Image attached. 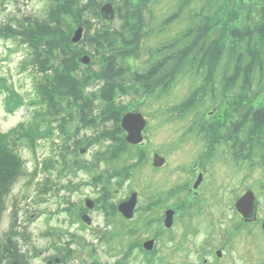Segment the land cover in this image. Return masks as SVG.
I'll use <instances>...</instances> for the list:
<instances>
[{
	"label": "rangeland",
	"instance_id": "374dc122",
	"mask_svg": "<svg viewBox=\"0 0 264 264\" xmlns=\"http://www.w3.org/2000/svg\"><path fill=\"white\" fill-rule=\"evenodd\" d=\"M231 1L234 6L235 0ZM116 2L113 0L114 7ZM229 2L225 0L227 10L232 7ZM46 5V0H0V24L22 15L41 17ZM201 5L202 1L196 0H150L145 13L148 32L141 41V54L123 58L127 74L121 78L122 85L137 94L115 91L112 98L115 106L124 104L125 108L142 112L147 121L145 143L125 144L123 134L119 136L121 133L114 129L111 118L103 114L98 100L93 102V105L98 102L97 109L89 113L86 122L60 124L58 114L52 125L35 138V143L28 140L16 143L12 153L21 159L19 171L0 207V264H11L14 259L24 264H47L49 256L65 259L58 264H77L78 259L88 264H165V260L201 264L204 258L214 259L213 250L202 247L206 231L201 227L211 230L218 227L231 213L225 207L226 200H235L247 186L261 191V184L264 185V124L256 126L252 118L255 109L264 108V86L258 87L253 79L244 90L239 82L238 89L222 91L223 79L231 75L233 68L227 54L216 62L215 58L207 60L199 72L186 69L171 88L160 94L141 97L144 84L131 83L132 72L144 73L156 59L169 52L166 48L156 53L157 47L173 46L187 28L196 25L198 20L191 16ZM209 7H205L203 14ZM174 12L178 14L172 16ZM118 23L116 20L115 24ZM7 47L11 48L10 42L0 39L1 72L8 74L20 93L32 94V71L22 67L25 48L7 52ZM97 84L86 85L85 92L98 89ZM192 95V105H184ZM179 105L184 108L176 109ZM4 107V96L0 93V133L29 118L26 105L12 112H6ZM63 110L58 111L64 113ZM235 123L241 126L237 135L232 127ZM234 139L244 142L238 146ZM252 141L258 147H250ZM154 153L165 157V166L159 172L170 174L168 177H153ZM201 155L214 156L205 162ZM195 164L198 170L205 171L201 187L216 184L219 189L216 200L220 203L206 219L202 215L189 217L199 223L205 220L195 235H186L189 241L182 248L183 229L187 225L183 213L193 211L184 207L183 200H200L188 195ZM208 170L212 172L210 177L206 176ZM176 186L179 191L174 195ZM132 191L138 194L137 220L143 223L148 216H155L157 224L153 230L140 227L134 232V225L124 222L119 214L117 204ZM204 196L211 197L206 193ZM85 198L94 201L92 209L85 206ZM167 200H178L176 225L161 233L156 241L157 252L151 250L147 254L150 251L141 243L152 237L154 230L165 228L163 211L170 205ZM80 210L90 216L89 224L81 219ZM145 212L151 214L143 216ZM151 221L149 218L145 223Z\"/></svg>",
	"mask_w": 264,
	"mask_h": 264
},
{
	"label": "trees",
	"instance_id": "16d2710c",
	"mask_svg": "<svg viewBox=\"0 0 264 264\" xmlns=\"http://www.w3.org/2000/svg\"><path fill=\"white\" fill-rule=\"evenodd\" d=\"M149 1L118 0L114 19L105 20L101 6L106 2L114 6L113 0H46L45 15H22L0 24V39L11 45L7 52L25 48L22 67L32 71L34 83L32 94L23 95L0 68V93L4 96L5 110L12 112L27 105L30 111L29 118L9 132L0 133V207L19 171L21 159L12 153L16 143L23 140L35 143V138L52 125L58 114H61L60 124L74 120L86 122L89 113L97 109L98 102L94 105L93 102L98 100L103 114L111 118L114 129L121 133L119 120L129 109L124 104L115 106L112 94L115 91L137 94L136 90H126L122 85L121 78L127 74V66L122 62L125 57L141 54V41L148 32L145 13ZM196 1H202L192 12L191 18L198 20L196 25L187 28L173 46L157 47L156 53L166 48L169 52L156 59L147 71L132 72L131 83L144 84L141 97L167 91L186 69L199 72L207 60L215 58L216 62L224 54L232 60L233 68L231 75L223 79L222 91L238 89L239 82L244 90L253 79L258 87L264 86V0H235L234 6L230 0V10L225 0ZM206 6H210L209 10L203 14ZM175 14L178 13L172 16ZM77 27L82 28L83 37L73 43L71 36ZM179 42L181 45L176 46ZM85 54L90 57L89 65L79 62ZM95 83L98 89L86 93L85 86ZM193 97L184 105L191 106ZM182 108L183 105L176 107ZM60 109L65 112L60 113ZM252 118L256 126L263 125L264 108L255 109ZM232 127L235 135L241 131L236 123ZM242 142L237 145L241 146ZM249 146L253 148L256 142Z\"/></svg>",
	"mask_w": 264,
	"mask_h": 264
},
{
	"label": "flooded vegetation",
	"instance_id": "af4514ba",
	"mask_svg": "<svg viewBox=\"0 0 264 264\" xmlns=\"http://www.w3.org/2000/svg\"><path fill=\"white\" fill-rule=\"evenodd\" d=\"M207 155H201V159L205 162H209L212 157H207ZM165 166V163L158 167H152V171H154L153 177L154 178H164L168 177L170 174L162 175L160 174L159 170ZM197 164H195L196 171L193 169L192 171L194 173V176L192 178V186L188 188V195L191 196L192 199H200V200H183L185 204V208L191 211V214L183 213V217L186 219V226L183 229V238L181 239V246L182 248L187 246V242L189 239H186V235H195L198 231H200V223L206 219L207 215L210 214L214 208H216L220 200H216L218 197L219 189L216 186V184L213 187H210V183L208 185H204L201 187V184L204 181V172L201 169L198 170V167H196ZM189 170V169H188ZM209 171V170H208ZM187 172V171H185ZM210 173L206 172V176L210 177L212 172ZM187 176V175H186ZM168 181V179H166ZM183 182L181 185H184ZM248 190H252V192L255 195V200H239L241 195H243ZM242 191V190H241ZM215 192V193H214ZM210 195L211 197L205 198L204 194ZM124 201V200H122ZM153 201V200H148ZM169 201L170 205L169 208L174 209V215L179 210L177 209V206L175 203H178V200H167ZM225 207L227 211L229 210L231 213L228 216L227 219H225V222H222V224H219L218 227L216 226L213 230H211L210 227H201V230L204 233L206 239L205 242H202V247H207V249H212L215 257L213 260L209 261L207 258H204L201 261V264H264V185L261 184V191H255L251 187H246L243 189L240 194H237L235 200H226ZM155 202H157L155 200ZM190 202V203H189ZM191 204V205H189ZM138 200L136 203V206L134 208V213L131 218H125L122 216L123 221L133 224V231L138 232V229L140 227L143 230L145 227L149 229V231L153 230L154 226L157 224L156 217L152 215L148 216L145 220L142 221L137 220V217L139 216L138 212ZM82 212V210L79 211V213ZM82 214H84L82 212ZM151 214L149 212H145V214H142L143 216ZM173 215V221L169 228H159L153 231L152 237H149V239H145L142 241V243L146 240H151L153 243V251L156 250L157 252V246L156 241H158L159 236L162 232L168 229H173L176 225V217L174 218ZM199 216L202 215L203 219L202 221L195 222L189 219L191 216ZM151 219L152 221L148 224L145 223L146 220ZM195 224V225H194ZM192 225L194 227L192 228ZM208 234V235H207ZM163 235V233H162ZM244 237H250L253 238V240L246 241ZM161 238V237H160ZM137 237H135V240ZM160 241V239H159ZM141 243V244H142ZM210 243V244H209ZM56 257L49 256L46 259L47 264H58L62 263V259L60 258L58 261H55ZM207 259V260H206ZM77 264H88L86 261L82 260L80 261L78 259ZM90 264V263H89ZM164 264V263H163ZM165 264H190V262H182V263H173L171 261H166ZM198 264V263H193Z\"/></svg>",
	"mask_w": 264,
	"mask_h": 264
},
{
	"label": "water",
	"instance_id": "95a60500",
	"mask_svg": "<svg viewBox=\"0 0 264 264\" xmlns=\"http://www.w3.org/2000/svg\"><path fill=\"white\" fill-rule=\"evenodd\" d=\"M101 14H102L103 18H105L107 20H111L114 17V10H113V7H112L110 2L105 3L101 7ZM81 34H82V28L78 27L76 29V31L74 32L71 40L73 42H77L81 38ZM79 61L84 63V64H88L89 58H88V56H83L82 58L79 59ZM121 126L126 131L125 140L128 143H139L140 141H142L141 132L145 126V119L143 118V116L140 113H138V112H127V113H125L121 118ZM163 161H164L163 157H161L157 154L154 155V160H153L154 165H156V166L161 165L163 163ZM247 199L254 200V197L250 191L247 192L242 197V199H239V200H247ZM135 202H136V193L133 192L127 201L122 202L118 205V209L124 215H126L127 217H130L132 215ZM86 203L89 207L92 206L91 200L86 199ZM165 214H166V216L164 219V223L166 226H169L171 224L173 211L167 210L165 212ZM144 247L147 249H151V241L148 243H145ZM16 263L17 262H15V264Z\"/></svg>",
	"mask_w": 264,
	"mask_h": 264
}]
</instances>
